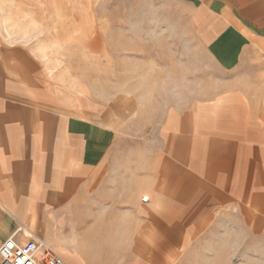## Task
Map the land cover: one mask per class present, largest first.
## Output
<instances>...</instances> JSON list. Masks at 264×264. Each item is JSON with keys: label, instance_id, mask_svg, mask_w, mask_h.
Instances as JSON below:
<instances>
[{"label": "crops", "instance_id": "obj_1", "mask_svg": "<svg viewBox=\"0 0 264 264\" xmlns=\"http://www.w3.org/2000/svg\"><path fill=\"white\" fill-rule=\"evenodd\" d=\"M171 1L216 78L193 99L126 95L119 120L0 22V244L19 228L67 264H155L225 221L264 236V0ZM131 74L122 90L161 89Z\"/></svg>", "mask_w": 264, "mask_h": 264}, {"label": "rangeland", "instance_id": "obj_2", "mask_svg": "<svg viewBox=\"0 0 264 264\" xmlns=\"http://www.w3.org/2000/svg\"><path fill=\"white\" fill-rule=\"evenodd\" d=\"M39 1L32 0V9L24 0L0 1L1 30L42 39L38 44L63 68L69 84L92 92L116 120L123 97H144L148 103L169 94L193 99L202 81L216 78L204 49L183 39L187 32L178 22L181 11L174 1L45 0L44 9L36 8ZM134 71L149 73L161 89L122 90L121 81L130 82ZM158 252L155 264H264V236L225 221L199 234L186 251L170 257L167 250ZM152 254L144 250L145 261Z\"/></svg>", "mask_w": 264, "mask_h": 264}, {"label": "built area", "instance_id": "obj_3", "mask_svg": "<svg viewBox=\"0 0 264 264\" xmlns=\"http://www.w3.org/2000/svg\"><path fill=\"white\" fill-rule=\"evenodd\" d=\"M17 231L0 244V264H67L42 237L30 234L20 243L14 237Z\"/></svg>", "mask_w": 264, "mask_h": 264}]
</instances>
